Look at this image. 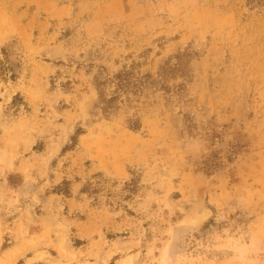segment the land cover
Here are the masks:
<instances>
[{"label":"rangeland","instance_id":"rangeland-1","mask_svg":"<svg viewBox=\"0 0 264 264\" xmlns=\"http://www.w3.org/2000/svg\"><path fill=\"white\" fill-rule=\"evenodd\" d=\"M0 116V264H264V4L0 0Z\"/></svg>","mask_w":264,"mask_h":264},{"label":"trees","instance_id":"trees-1","mask_svg":"<svg viewBox=\"0 0 264 264\" xmlns=\"http://www.w3.org/2000/svg\"><path fill=\"white\" fill-rule=\"evenodd\" d=\"M251 6L262 5L264 4V0H248ZM105 72V73H104ZM151 75L144 76H135V74L131 71H122L114 76H112L107 67H103V70L96 75L95 83L97 84L100 92H101V100H102V109L107 117H112L116 115L118 111L121 109L124 99L131 100V95H137L140 91H142L143 81L146 78H150ZM106 84H115V90L111 95H105L103 92L102 86ZM129 126L131 129L139 130L142 128V120L141 118L133 119L129 122ZM86 131L83 128H79L77 133L82 135ZM74 145H77V141L75 137H73ZM65 184H70L69 181H65ZM61 190V191H60ZM55 189V192L64 194L67 197L71 194L69 189ZM82 192L89 194L90 196H96L97 194V186L93 185V183H87L84 185Z\"/></svg>","mask_w":264,"mask_h":264},{"label":"crops","instance_id":"crops-1","mask_svg":"<svg viewBox=\"0 0 264 264\" xmlns=\"http://www.w3.org/2000/svg\"><path fill=\"white\" fill-rule=\"evenodd\" d=\"M71 4H72V3H70V4H65L67 7H69L68 10H70V8H72V7H71Z\"/></svg>","mask_w":264,"mask_h":264},{"label":"bare ground","instance_id":"bare-ground-1","mask_svg":"<svg viewBox=\"0 0 264 264\" xmlns=\"http://www.w3.org/2000/svg\"><path fill=\"white\" fill-rule=\"evenodd\" d=\"M1 117V116H0ZM64 134V133H63ZM66 138V137H65ZM56 148H57V146H56ZM54 149H55V147H54ZM59 150V149H58ZM54 151V150H53Z\"/></svg>","mask_w":264,"mask_h":264}]
</instances>
